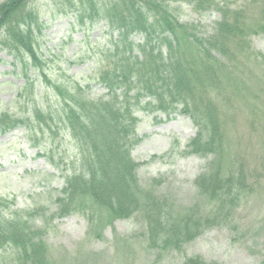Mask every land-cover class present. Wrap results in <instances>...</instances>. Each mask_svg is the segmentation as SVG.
Instances as JSON below:
<instances>
[{"label":"trees","instance_id":"1","mask_svg":"<svg viewBox=\"0 0 264 264\" xmlns=\"http://www.w3.org/2000/svg\"><path fill=\"white\" fill-rule=\"evenodd\" d=\"M64 2L81 24L104 21L116 35L90 76L106 94L88 99L73 77L69 87H63V81H51L37 47L43 23L29 6L30 0H7L0 4V48L20 69L24 78L20 92L37 99V104L29 118L1 113L0 134L23 127L26 139L37 146L53 144L60 135L74 143L78 163L61 176L63 186L53 198L57 218L75 212L85 217L86 238H100L106 223L140 214L145 248L160 254L180 252L202 231L241 208L245 196L256 193L264 183V157L259 169L245 159L250 136H264V108L248 100L264 101L259 97L264 94V72H256L261 62L249 45L251 37L264 33V0H248L239 6L236 0ZM184 4L198 14H219L210 34L200 36L196 25L179 21L177 12ZM136 35L142 37L139 43L133 41ZM28 68L52 94L54 108L44 100L45 93L34 90ZM243 107L247 109L243 119L249 125L247 143L237 128ZM138 110L167 118L180 113L191 120L196 134L185 154L212 159L195 180L206 205L197 202L178 211L167 199L140 186L137 170L142 163L131 157L139 143ZM32 119L37 121L36 128L31 126ZM4 202L0 198V262L5 251L13 249L16 256L10 264H51L41 231L29 225L37 210L6 214L10 206ZM115 241L121 245L115 256L120 248L126 260H131L132 241L116 237ZM182 264L207 263L188 257Z\"/></svg>","mask_w":264,"mask_h":264},{"label":"rangeland","instance_id":"2","mask_svg":"<svg viewBox=\"0 0 264 264\" xmlns=\"http://www.w3.org/2000/svg\"><path fill=\"white\" fill-rule=\"evenodd\" d=\"M7 0H0V4ZM248 0H236L242 5ZM30 7L43 23L37 37L38 53L45 62L44 72L51 81H63V87L71 86L73 80L81 84L88 99H97L106 94L105 88L91 76L92 70L103 59L116 38L109 32L104 21L81 24L73 12H68L64 0H30ZM68 13V14H66ZM178 19L198 27V34L211 33L219 20L215 11L198 14L187 5L179 6ZM255 15V10H252ZM142 40L133 37L135 43ZM249 45L254 56L261 62L256 72H264V33L250 38ZM101 63L104 64V61ZM13 64L11 56L0 48V114L8 113L13 118H29L37 99L28 98L20 89L24 78ZM34 90L44 94V100L52 104V94L35 71L27 69ZM73 77V80L72 78ZM255 87L252 85L251 89ZM264 100V94H260ZM249 103L259 109L264 101L250 99ZM145 101V100H144ZM238 132L248 141L249 126L244 118L247 109L242 108ZM136 136L139 143L131 151L132 159L142 166L137 170L141 187L153 191L154 196L167 199L178 211H184L197 202L206 205L198 195L196 178L206 171L210 156L185 154L186 145L196 134L191 120L180 113L168 118L159 112L138 110ZM31 126L37 127L32 119ZM44 128V127H42ZM19 127L0 134V198L6 200L8 213L21 215L37 210L38 214L29 225L42 233L48 246L51 264H182L185 258L199 257L207 264H261L264 262V183L253 194L246 195L241 208L232 215L201 232L183 246L182 251L148 250L142 245L143 219L136 214L129 219L116 220L102 227L101 237L86 238L87 222L81 213H71L57 218L54 195H58L63 183L61 176L78 163L79 155L74 143L61 135L53 144L45 142L37 146L29 142ZM40 134H38V138ZM247 164L260 168L264 157V136H250L246 145ZM117 239H130L133 258L127 261L118 248ZM2 255V254H1ZM13 249H7L5 264L15 258ZM115 259H112V258ZM2 260V262H3ZM0 262V264H2Z\"/></svg>","mask_w":264,"mask_h":264}]
</instances>
